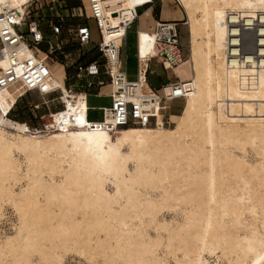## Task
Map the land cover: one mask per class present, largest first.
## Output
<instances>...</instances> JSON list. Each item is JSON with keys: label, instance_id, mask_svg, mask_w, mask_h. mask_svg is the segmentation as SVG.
<instances>
[{"label": "bare ground", "instance_id": "1", "mask_svg": "<svg viewBox=\"0 0 264 264\" xmlns=\"http://www.w3.org/2000/svg\"><path fill=\"white\" fill-rule=\"evenodd\" d=\"M35 1L0 0V61L17 75H3L0 85V221L9 207L16 215L14 231L0 232V264H65L70 252L86 264H264V0H178L189 32L184 81L176 71L184 65L180 24L140 31L139 76L109 81V94L126 86L150 98L156 89L145 72L154 58L178 80L157 91L164 101L155 119L127 126L111 110L106 122L90 123L86 92L69 91L37 45L12 34L30 8L39 17ZM153 1L94 0L106 42H119L134 11ZM171 27L177 45L162 40ZM117 53L108 54L114 74ZM26 70L30 84L45 86L40 96L61 88L66 105L49 112L43 128L10 120V132L3 124ZM175 84L185 98L170 114ZM165 209L181 213L173 230L159 219Z\"/></svg>", "mask_w": 264, "mask_h": 264}, {"label": "rangeland", "instance_id": "2", "mask_svg": "<svg viewBox=\"0 0 264 264\" xmlns=\"http://www.w3.org/2000/svg\"><path fill=\"white\" fill-rule=\"evenodd\" d=\"M56 1V4L59 6V9L54 13L52 12L51 5L53 2L51 0H36V4H40L39 10L36 11L38 14L35 16H39L40 27L45 31L47 38L53 39L54 34L52 27L48 22L47 15H51L55 21L59 24H62V29L60 33L62 45H63V53L60 51L54 52L52 55L57 57L62 62H67L68 66L73 62V59L77 58L81 61H92L98 60L102 63L103 57L100 55L97 44L101 41V35L99 29L97 28L96 22L93 19H87V16L90 15L91 9L89 7L88 0H53ZM66 1V8L71 12L68 17H66L65 21L60 22L58 15L63 14V6H61V2ZM155 2V3H154ZM156 12H154V16L152 14L151 8H147L145 6L137 8L138 18L130 25L127 29V39L126 44L124 46V56L126 58V69L128 73V79L136 80L137 79V57H136V36L137 30L141 28L142 30H154V26H156L157 19L164 18L165 21H176L179 23V31L181 34V44H182V53L184 59V65L176 69L178 72V76L180 79L187 80V77H191V64L189 58V32L187 29V25L183 24L186 21V15L184 10L178 0H154ZM43 4V5H41ZM78 5V7H82L83 15L81 17H77L73 15V9ZM150 5V4H148ZM30 17L34 15V9H31ZM183 13V18L180 19ZM29 17V18H30ZM59 20V21H58ZM161 21V20H160ZM89 24L91 28V43L84 45L81 48L80 52H76L79 45L75 41L73 34L78 24ZM154 27V28H153ZM151 30V31H152ZM48 48L47 42L41 44V48ZM39 51V50H38ZM72 53L70 56H65L67 53ZM78 54H80L78 56ZM40 56V55H39ZM41 57V56H40ZM43 59V58H42ZM43 61L48 65L44 59ZM70 63V64H69ZM149 71L147 73L148 81L153 88H159L163 84L169 82H175L178 80L176 74L171 69H165L161 63V59L154 58L150 63ZM52 73L54 76L64 83V70L61 64H51ZM182 72L186 75L183 76ZM76 69L74 67H70L67 70L68 76V85H71L73 90L88 92L91 96L89 97V101L87 100L88 105L90 106H109L111 104V99L107 96H96V94H105L107 95L110 91V85L108 84L109 80L105 74L100 75L99 77H90L86 73H81L79 76L75 75ZM104 80L105 85H97V80ZM92 83L91 86L88 84ZM48 100L49 97H42L35 93H28L24 97L20 98L8 114V118L3 124L7 130L10 132H17L10 120L26 122L32 128H43L44 123L49 120L48 114L49 110L41 105L40 108L36 109L34 107L35 104H40L42 100ZM50 111H53L56 108L60 107V104L56 102L50 103ZM184 100L176 99L171 102V113L179 114L183 108ZM62 109V107H61ZM92 120H101L102 119V110H91L90 115L88 114V119ZM89 119V120H90ZM167 127H172L175 124H167ZM129 167L132 169L133 164L130 163ZM160 221H167L170 223L171 229H175L177 227V222L182 221L181 213H178V210H163L159 214ZM16 223V215L14 211L9 207L5 210L4 217L0 221V232L1 234H10L14 231V224ZM3 231V232H2ZM148 232L155 236V229L148 228ZM160 234L165 235V232L159 229ZM65 264H86V261L80 257L78 254L70 252L65 258ZM88 264V263H87ZM170 264H176L174 261L170 260Z\"/></svg>", "mask_w": 264, "mask_h": 264}, {"label": "built area", "instance_id": "3", "mask_svg": "<svg viewBox=\"0 0 264 264\" xmlns=\"http://www.w3.org/2000/svg\"><path fill=\"white\" fill-rule=\"evenodd\" d=\"M90 1L91 4V13L89 16H87V19H93L96 22L97 28L99 29L100 35H101V41L97 44V49L100 53V55L103 57V62L100 63L98 60H92V61H87V62H83L80 59H73V62L68 66L67 62L63 63L66 66V72L67 70H69L70 67H74L76 69V76H79L81 73H86L88 76L90 77H99L102 74H105L108 78V80L114 84L115 82V78H120V80H128V73H127V69H126V58L124 56V46L126 44V39H127V33H125V35L123 36V38L120 39V41L118 42V40H112V44L109 45L104 37V33H103V26H102V19L100 18L96 5L94 4V0H88ZM73 13V12H72ZM135 13V17L132 19V21H129L130 23L128 24L127 28L130 27V25L133 23V21H135L138 18V14L136 11H134ZM74 15V14H73ZM51 16V15H50ZM49 15H47L48 17V22L50 24V26L52 27L53 30V34H54V38L53 39H49L47 38L45 31L40 27V23H39V18L36 17H28L25 18L24 20H21L19 22H13L12 24L15 26V30L12 33L15 36L21 37L24 36L25 38L29 39V47L32 48L35 45H41L44 42H47L48 44V48L47 51L52 55L54 52L63 51V45H62V41H61V37L59 36L61 33V29H62V24H59L57 21H55L53 19V17H50ZM75 16V15H74ZM82 15H80L79 17H81ZM60 22L65 21L66 17L68 16H64L63 14L58 15ZM58 20V21H59ZM25 24V26L27 27V31L22 32L20 30L21 25ZM33 24L36 25L35 27H33ZM169 23L167 22H163L162 25L160 26V23H157L155 26V30L157 31L158 29H160L161 31H163V25H165L167 27ZM177 24V23H175ZM128 31V30H127ZM7 33V31H4V34ZM1 34V33H0ZM137 35H138V31H137ZM31 36H33V39H31ZM73 37L75 39V41L77 42V44L79 45L78 49L76 50V52H80L82 46L87 45L89 43H91V28L88 24L84 23V24H78ZM180 35H179V31L178 33L175 31V29L173 27L168 28V34L163 35V41L164 42H170L171 40L174 42L173 44L177 43V41L179 40ZM171 43V42H170ZM169 43V44H170ZM12 44V43H10ZM177 45V44H175ZM161 48V46H160ZM116 49H118V58L120 59V68H119V73H113V70L108 67L109 64V58H108V54H112L113 52L116 51ZM166 48H164L162 50L161 53L164 54V56L169 57L167 51H165ZM10 52L14 53L16 55V58L18 60L17 64L19 63V57L21 55L20 49L15 46L13 48L10 49ZM63 53V52H62ZM72 53H67L65 56H70ZM1 56H5L4 55V51L1 50L0 53ZM80 54H78L79 56ZM234 57H240L241 59H243L245 56L244 55H240V54H233ZM137 57V55H136ZM57 58V57H56ZM7 59L3 58L2 61H0V85H4L5 83H3L4 81V76L5 74H10L9 76V80H13L14 78L17 77L15 70L14 69H9L8 68V64L4 63ZM139 60H140V55H138L137 57V77L139 76V72H140V65H139ZM11 61V60H10ZM2 63H4V66L7 67V69H3V66L1 65ZM26 64L29 66V69H32V66H37L36 64H33L32 59L28 60L26 62ZM14 63L11 64L10 67H13ZM164 68L167 69V67L163 64ZM39 69L43 70V66L42 64H38ZM29 70L25 71V76H23V78L21 79L23 82V86H21L18 91L20 92L19 97L17 98V102L20 98L24 97L26 94L28 93H35L38 92V94L40 95L44 90L45 86H38V85H34V84H30V79L29 74L31 75V73L28 72ZM149 71V69H148ZM35 73V71H34ZM147 75V71L145 72ZM108 81V82H109ZM97 85H104V80H100L98 79L97 81ZM35 83H40V79L37 80ZM89 86L92 85V83L88 84ZM71 88L69 89V91H71ZM114 90V89H113ZM184 88L183 86L178 87L177 84L174 85L173 88V97H172V101L176 100V99H181V98H185V94L183 92ZM157 91L153 92V95L150 98H147L146 96H144L141 93H137V92H129L126 86H120L116 89V92H112L111 94H107L104 96H107L111 99V104L109 106H100V107H96V106H89L88 107V114L90 115V111L91 110H102V119L101 120H92L90 119V123L96 124V123H103L106 122V111L107 110H111L112 112L115 113L116 115V124L118 126H127L131 123H135V120H137L139 123H147L150 122V120L155 119L157 116L155 114H153V110H156V106H158V104H160L161 110H163V101L164 99L159 98ZM71 93V92H70ZM90 94L88 92H86V98H88ZM63 91L61 90V88H57L49 97L48 100H42V102L40 104H35L34 107L36 109L40 108L41 105L45 106L49 112H50V107L51 104L50 103H54L57 101V103L60 104L59 108L54 109L53 111H56L59 109H61V107L63 108L66 104L65 101L63 100ZM96 96H103L102 94H96ZM124 97V99H123ZM70 98V95H69ZM17 102L14 104L16 105ZM14 108V107H13ZM12 108V109H13ZM12 111V110H11ZM10 111V112H11ZM109 126L111 125L110 122L107 123Z\"/></svg>", "mask_w": 264, "mask_h": 264}, {"label": "crops", "instance_id": "4", "mask_svg": "<svg viewBox=\"0 0 264 264\" xmlns=\"http://www.w3.org/2000/svg\"><path fill=\"white\" fill-rule=\"evenodd\" d=\"M52 2H53V4L51 5V9H52V12L54 13L56 10H58L59 9V6L56 4V1H53V0H51ZM154 2V1H153ZM152 2V3H153ZM155 3V2H154ZM153 3V4H154ZM61 6H63L62 8H64L63 9V15L64 16H68V15H70L71 14V12L65 7L66 6V1H62L61 3ZM149 4H151V3H149ZM148 5V4H147ZM156 6L155 5H151V6H149V7H147V8H151V11H152V13H153V10H154V8H155ZM184 10V9H183ZM83 11H82V7H78V6H76L74 9H73V14L75 15V16H77V17H79L80 15H83V13H82ZM185 13V12H184ZM38 14V13H37ZM36 14V15H37ZM181 15L182 16H180L181 18L180 19H182L183 18V13H181ZM186 15V14H185ZM158 21L157 22H176V21H165L164 20V18H160L159 19V17H158V19H157ZM161 20V21H160ZM184 23V22H183ZM89 25V24H88ZM155 27V26H154ZM153 27V28H154ZM152 30V29H151ZM151 30H142L141 28H139L137 31H138V35L136 36V55L138 54V43H139V32L140 31H150V32H154V31H151ZM38 50H39V52H36V53H38V55H40L41 57V59L43 58L46 62H48V65H50L51 66V64H54V63H56V64H61L62 65V67H63V70H64V78H65V84H66V86L68 87V86H71V85H68L69 84V82H68V76H67V72H66V66H65V64L61 61V60H59L58 58H56V57H54L53 55H51L48 51H47V49H46V47H44V48H41V45H39V46H37L36 47ZM42 59V60H43ZM150 66H151V64H150ZM147 79H148V77H147ZM149 82V81H148ZM167 84V83H166ZM149 85H150V83H149ZM163 85H165V84H163ZM162 85V86H163ZM151 86V85H150ZM161 86V87H162ZM152 87V86H151ZM161 87H159V88H154V89H156V90H160L161 89ZM153 88V87H152ZM75 91V90H74ZM79 92H81V91H79ZM78 91H75V93H79ZM110 93V92H109ZM108 93V94H109ZM105 94H103V96H104ZM91 95H89L88 96V98H87V100L89 101V97H90ZM90 106V105H89ZM60 110V109H59ZM56 111H58V110H56ZM50 112H55V111H50Z\"/></svg>", "mask_w": 264, "mask_h": 264}, {"label": "trees", "instance_id": "5", "mask_svg": "<svg viewBox=\"0 0 264 264\" xmlns=\"http://www.w3.org/2000/svg\"><path fill=\"white\" fill-rule=\"evenodd\" d=\"M73 6H78L77 4L76 5H73ZM149 6H151V4L150 5H147V6H145V7H149ZM154 12H156V9L154 8V10H153V16H154ZM169 21V20H168Z\"/></svg>", "mask_w": 264, "mask_h": 264}]
</instances>
